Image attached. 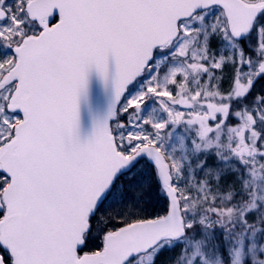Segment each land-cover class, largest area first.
<instances>
[{
  "label": "snow or ice",
  "instance_id": "6c2138e0",
  "mask_svg": "<svg viewBox=\"0 0 264 264\" xmlns=\"http://www.w3.org/2000/svg\"><path fill=\"white\" fill-rule=\"evenodd\" d=\"M252 32L255 61L242 48L227 56L212 49L213 36L238 43ZM166 49L178 63L161 74L153 57ZM226 65L237 71L222 92ZM93 70L111 98L85 139L81 107ZM262 74L264 0H0V264H144L184 241L194 250L182 249L176 264H210L197 234L218 248V228L234 245L229 264H264V244L251 239L264 233V217L248 218L264 201L256 191L264 96L228 123L232 101ZM177 140L185 151L215 150L217 161L238 159L252 181L251 191L247 178L240 184L248 200L233 202L237 188L224 186L206 156L186 177L191 161L176 154ZM144 157L160 182L162 195L151 194L160 211L141 199ZM121 181L123 211L98 215L101 197Z\"/></svg>",
  "mask_w": 264,
  "mask_h": 264
},
{
  "label": "rangeland",
  "instance_id": "374dc122",
  "mask_svg": "<svg viewBox=\"0 0 264 264\" xmlns=\"http://www.w3.org/2000/svg\"><path fill=\"white\" fill-rule=\"evenodd\" d=\"M248 2L256 3L257 0H246ZM11 2V0H10ZM206 24H210V21H206ZM244 43V44H242ZM211 45L212 49L216 51V54H233L235 55L237 48H242L247 55V53L252 54L253 60L255 61L257 57V52H256V46H257V36L256 33L254 32L253 35L248 38L244 42H236L232 40H221L217 36H213L211 40ZM165 55L161 56H156L155 61L159 65L158 70L161 74L166 73L169 68L177 66V61L174 58V55L171 53L170 50L165 51ZM248 66H245L244 68L240 69L241 72V79H246L248 73L250 70H245L248 69ZM255 69V63L253 64V67L251 70ZM157 71V68L154 67L152 72ZM225 85L224 87L221 88L222 92H228L231 84L229 81L234 79L236 75L237 68L236 66H225ZM248 71V72H247ZM151 73L145 74L144 78L141 79V85L143 82H145V79L148 75ZM215 83V81H214ZM140 88V85L137 86V89L134 91H138ZM233 111L230 112L229 115V120L228 123L233 121L235 118H233ZM236 122V120H235ZM256 129L261 131V129L256 126ZM175 146V151L178 156L184 157L186 159H190L191 163L185 165V176L188 177L191 173L192 170L195 168V165L197 164L198 160L203 159L205 156L207 157V166H212L213 168L218 169L222 173V183L224 184L225 187L229 184H233L237 188V192L234 197V201L236 200H248V196L240 191V184L242 179L247 178L249 180V191L252 190V181L250 177H247L246 173V166L241 164L238 159L232 158L228 160L227 162L220 160L217 161L216 156L214 154L215 150H212L211 152H204L201 151L197 154V152L194 149L189 148L187 151L183 147L179 145V141L177 140ZM224 143H227V138L225 137ZM225 159H228L227 156H225ZM195 175L197 177H202L205 175V172L203 169H199L195 171ZM237 176H239L241 179H237ZM140 179H141V187L144 188L146 185V188H144L143 196L141 197L142 200L146 201L145 203V208L147 211L151 212L153 208H156L157 211H160L163 208V204L159 203L157 200L153 198L151 195L153 192H155L158 195H162L161 190H160V183L159 180L156 178V173H155V168L151 166L148 162L143 161V164L141 166L140 170ZM123 182H119L114 190L111 192L108 200L105 202L103 207L101 208L100 212L98 215L101 214H108L110 212H120L123 211L124 209V203L127 201L118 202V197L121 194V184ZM223 191H226V188H222ZM256 191L264 195V182H261L260 187L256 189ZM166 199V196L165 198ZM259 207L251 212L248 213V218L249 220H254L257 217H264V201H258ZM215 238H219L222 236V242H220L219 247H215L214 243L211 240H207V237H201L199 233L197 234V239H205L206 242L202 244V250H204L209 258L210 264H215L217 260H222L223 264H229L230 262V254H229V249L233 247L231 240L229 239L227 242H224L223 236L224 232L223 229H216L215 230ZM254 242L259 241L260 244H264V233L258 234L256 237L251 238ZM225 244L227 246V249L223 252H221L220 245ZM190 253L194 250V241H184V242H177L175 244H172L169 246L168 244H165L163 247L159 249L158 252L154 253L155 255V260H149L145 259L144 264H176V258L181 254V250L185 249ZM259 254L261 256H264V250H259L257 249ZM188 258L185 257L184 261L182 264H187ZM196 264V262H194ZM245 264H253L252 259L249 257L248 259L245 260Z\"/></svg>",
  "mask_w": 264,
  "mask_h": 264
},
{
  "label": "water",
  "instance_id": "95a60500",
  "mask_svg": "<svg viewBox=\"0 0 264 264\" xmlns=\"http://www.w3.org/2000/svg\"><path fill=\"white\" fill-rule=\"evenodd\" d=\"M239 3L245 7H252L255 5V3L247 2L245 0H239ZM251 34L252 33L248 34L247 36L241 37L239 42L246 40ZM154 58L155 56L153 57V59ZM143 76L140 77L139 79L143 78ZM125 95H128V93H126ZM110 98H111L110 88L105 87V85L100 80L97 73L95 72V70H93L89 75L88 97L82 103V107H81L80 134L82 138L86 139L93 133L95 121L102 118V116L106 112L108 104L110 102ZM18 115L22 116L21 113H18ZM143 159H146L154 167L152 162L148 160L147 157H144ZM113 188H110L108 192L104 194L105 197H108L109 193L113 190ZM101 201L102 202L97 205L98 212L102 207V205L104 204V202L106 201V199L104 197H101Z\"/></svg>",
  "mask_w": 264,
  "mask_h": 264
},
{
  "label": "trees",
  "instance_id": "16d2710c",
  "mask_svg": "<svg viewBox=\"0 0 264 264\" xmlns=\"http://www.w3.org/2000/svg\"><path fill=\"white\" fill-rule=\"evenodd\" d=\"M244 44V43H242ZM248 56L252 57V54L247 53ZM253 58V57H252ZM245 70H251V69H245ZM248 72V71H247ZM255 77L253 76V79ZM257 96H264V74L261 76L257 77L255 79V82L253 84V87L249 94L246 97H243L241 99L233 100L232 101V111L235 113L236 111L241 110L242 112L247 109L249 113L252 112V108L254 105L257 104ZM257 107L260 109L261 112H264V102L262 104L257 105ZM235 114L233 115V118H235ZM236 120V122H235ZM239 118H235L233 121L229 122V124H238ZM261 129V132H264V120H257L256 126ZM261 139H264V136H262ZM264 159V157H262ZM165 198V197H163ZM151 211H157L156 208H153ZM216 233V231H215ZM217 239V238H216ZM217 240L222 242V236H220ZM221 252L225 251L227 249V246L225 244L220 245Z\"/></svg>",
  "mask_w": 264,
  "mask_h": 264
}]
</instances>
